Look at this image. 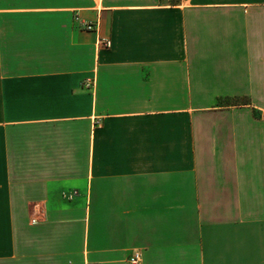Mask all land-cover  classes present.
<instances>
[{
	"label": "crops",
	"instance_id": "1",
	"mask_svg": "<svg viewBox=\"0 0 264 264\" xmlns=\"http://www.w3.org/2000/svg\"><path fill=\"white\" fill-rule=\"evenodd\" d=\"M136 252L264 264V0H0V264Z\"/></svg>",
	"mask_w": 264,
	"mask_h": 264
},
{
	"label": "built area",
	"instance_id": "2",
	"mask_svg": "<svg viewBox=\"0 0 264 264\" xmlns=\"http://www.w3.org/2000/svg\"><path fill=\"white\" fill-rule=\"evenodd\" d=\"M84 27H85V30H87L88 32H95L96 31V27L94 25L85 24ZM99 44L103 48H108L109 47V42L106 41V40L100 41ZM85 86L89 87V88H92L94 86V82L90 81V82L86 83ZM32 224H37V220H32ZM141 259H142L141 254L139 252H136L130 258L129 263L130 264H140Z\"/></svg>",
	"mask_w": 264,
	"mask_h": 264
},
{
	"label": "rangeland",
	"instance_id": "3",
	"mask_svg": "<svg viewBox=\"0 0 264 264\" xmlns=\"http://www.w3.org/2000/svg\"><path fill=\"white\" fill-rule=\"evenodd\" d=\"M163 3H168V4H174L176 2V0H162ZM17 176H20V177H17V181H21L22 182V172L20 171L19 175ZM31 209L34 211L37 209L36 205L35 204H32V207Z\"/></svg>",
	"mask_w": 264,
	"mask_h": 264
},
{
	"label": "trees",
	"instance_id": "4",
	"mask_svg": "<svg viewBox=\"0 0 264 264\" xmlns=\"http://www.w3.org/2000/svg\"><path fill=\"white\" fill-rule=\"evenodd\" d=\"M179 1H180V0H176V2H175L174 4L176 5L177 3H179Z\"/></svg>",
	"mask_w": 264,
	"mask_h": 264
}]
</instances>
